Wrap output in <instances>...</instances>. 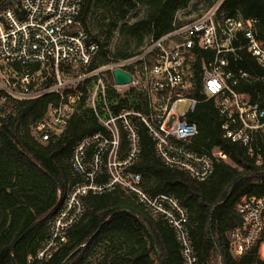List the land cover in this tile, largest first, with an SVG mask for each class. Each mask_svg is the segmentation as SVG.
<instances>
[{"label": "built area", "instance_id": "2783aa9c", "mask_svg": "<svg viewBox=\"0 0 264 264\" xmlns=\"http://www.w3.org/2000/svg\"><path fill=\"white\" fill-rule=\"evenodd\" d=\"M17 3L16 9L0 4V120L15 115V103L54 93L58 102L50 103L42 118L31 123L32 134L40 143L59 136L82 103L98 125L73 149L69 161L80 180L60 198L47 240L27 262L48 260L65 242L67 230L85 210L87 195L120 190L132 194L148 212L170 225L182 264H199L186 228V210L171 195L147 192L141 175L131 170L140 157L138 124L152 139L157 158L198 181L213 173L216 161L226 160L220 150L190 147L197 126L186 114L195 109L198 100L184 91L188 84L185 60L194 47L209 50L213 54L203 63L200 92L204 100L213 99L223 120V136L246 147L260 164L264 160V107L238 86L240 81L261 77L227 59L228 54L235 56L244 48L264 70V36L257 33V20L231 13L221 8L222 0H215L194 19L175 21L172 30L159 39L149 38L141 51L98 64L99 45L79 19L82 0ZM114 69L128 73L130 82L116 84ZM48 77L52 83L46 86ZM124 97L130 102L134 99L135 105L121 106ZM182 102H188L187 110L176 115L175 108ZM257 136L263 143L261 152L253 146ZM237 211L241 222L226 234L230 252L239 256L257 246L259 255L264 243V197L242 200Z\"/></svg>", "mask_w": 264, "mask_h": 264}, {"label": "trees", "instance_id": "16d2710c", "mask_svg": "<svg viewBox=\"0 0 264 264\" xmlns=\"http://www.w3.org/2000/svg\"><path fill=\"white\" fill-rule=\"evenodd\" d=\"M192 1L82 0L79 19L91 35L87 17L92 9L123 18L136 5L145 7L140 20L119 26V33L128 39L116 47L113 57H105L104 51L112 30L107 31L103 42L91 35L99 45L97 63L101 64L128 57L137 50H127L132 45L142 46L146 35L156 40L171 31L176 14ZM208 3L210 6L212 2ZM221 8L237 11L243 18H255L258 35L264 36V0H222ZM212 54L194 47L185 60L188 93L198 100L186 119L197 126L190 147L205 152L220 150L226 162L216 161L213 173L205 181H198L157 158L152 139L138 124L140 157L131 170L141 175L147 192L171 195L186 210V228L199 264L213 256L220 259V264H263L257 246L234 256L226 239L227 232L241 222L237 207L242 200L264 197V160L257 164L246 147L223 136V120L213 99L204 100L200 92L203 63ZM227 59L231 65L261 77L240 81L238 89L264 107V70L244 48L235 56L228 54ZM31 68L37 70L38 66ZM51 83L48 77L45 85ZM57 102L58 95L54 93L19 101L15 103V115L0 120V264H29L27 259L47 240L49 222L60 198L80 180L69 161L73 149L83 136L98 129L91 110L82 103L59 136L40 143L32 134L31 123L42 118L50 103ZM135 103L127 97L120 100L121 106L127 108ZM125 146L122 134V147ZM253 146L257 152L262 151L258 136ZM31 264H182V259L170 225L148 212L132 194L115 190L87 195L85 210L67 230L65 242L48 260Z\"/></svg>", "mask_w": 264, "mask_h": 264}, {"label": "rangeland", "instance_id": "374dc122", "mask_svg": "<svg viewBox=\"0 0 264 264\" xmlns=\"http://www.w3.org/2000/svg\"><path fill=\"white\" fill-rule=\"evenodd\" d=\"M208 1H211L213 3L215 0H193L187 6L186 9L181 10L176 14L175 16L176 21L181 23L194 19L196 16H198L200 13L204 12L206 9L210 7L208 6L209 4ZM0 4L1 6H8L13 9H16L18 6L17 0H2ZM144 10H145L144 5L138 4L134 8L128 10L123 18H120L119 15L115 13L103 14L101 11L95 9H92L90 11V14L87 17V26L91 31L92 36H95L97 40L103 42L107 34V31L112 30L111 38L104 47V51L106 52L105 57L107 58L113 57L115 54L116 47L119 45H123L124 41L128 39L126 36L124 35L122 36L119 33V26L123 22H127L131 24L133 22H136L137 20H140L143 16ZM114 22H117L115 26H113ZM148 40H149L148 35H146L142 46L136 48L132 45L127 50V52H132L137 50L132 53L134 54L141 51V49L145 46ZM188 89H189V85L186 84L184 91H188ZM187 107H188V102H182L177 104L175 108V114L179 115L181 112L186 111ZM224 161L226 162V160ZM259 257L262 260H264V243L260 245ZM205 264H220V259L217 256H213Z\"/></svg>", "mask_w": 264, "mask_h": 264}, {"label": "water", "instance_id": "95a60500", "mask_svg": "<svg viewBox=\"0 0 264 264\" xmlns=\"http://www.w3.org/2000/svg\"><path fill=\"white\" fill-rule=\"evenodd\" d=\"M112 75L115 80V83L118 85L127 84L130 82L131 79L128 73L119 69H114L112 71Z\"/></svg>", "mask_w": 264, "mask_h": 264}]
</instances>
